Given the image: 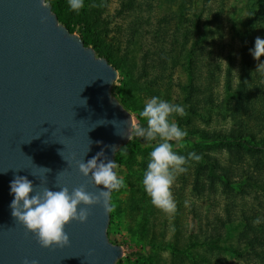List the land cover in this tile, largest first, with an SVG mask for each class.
Instances as JSON below:
<instances>
[{
  "label": "rangeland",
  "instance_id": "374dc122",
  "mask_svg": "<svg viewBox=\"0 0 264 264\" xmlns=\"http://www.w3.org/2000/svg\"><path fill=\"white\" fill-rule=\"evenodd\" d=\"M122 1L125 0H108L103 15L110 21L107 40L118 39L120 55L125 53L129 36L127 23L135 19L116 15ZM144 1L147 2L138 0ZM220 3V0L215 1L214 9ZM223 5L225 12L220 31L208 37L202 53L194 57L201 69L198 72L201 78L196 83L204 87L202 95L193 93L189 98L190 94L188 96L184 89L191 78H197L196 66L189 73L186 66L172 62L171 70L160 76L159 70L151 65L146 67V74L142 70L143 51L139 46L134 51V71L118 70L113 94L131 113L134 129L147 125L139 113L153 96L181 105L185 114H173L171 119L187 132V136L171 143L179 155L187 157L188 153L195 152L202 157L199 162L189 161L185 165L186 172L175 174L171 187L175 210L166 212L151 203L142 184L149 154L159 140L131 144L122 152L126 154L118 156L116 172L126 186L113 191L114 210L110 213L107 233L112 243L125 250L119 264H264V121L259 122L254 115L248 118L244 109L250 108L249 101L235 94L241 73L240 42L236 32L245 28L249 6L247 0H224ZM168 7L173 6L155 4L151 11L140 13L143 21L136 27L139 39L150 49L147 64L157 65L156 49L161 40L155 33L165 26L158 20L176 10V7L171 10ZM172 23L175 27L177 21ZM74 33L78 34V29ZM192 40L191 37L190 46ZM191 49L194 51L195 47ZM261 58L262 61L256 60L258 64L264 63V57ZM257 75L264 85V71ZM230 77L233 98L226 92L225 79ZM250 97L255 99L253 107L261 109L260 117H264V91L261 95L251 92ZM211 99L221 112L210 109ZM195 100L202 102L200 105L205 104L204 110H198L197 115L191 113L195 108L190 102ZM195 131L204 132L209 140L193 134ZM240 135L243 140L252 137L251 145L228 146L223 139L214 140L216 136ZM258 218L260 223H254Z\"/></svg>",
  "mask_w": 264,
  "mask_h": 264
},
{
  "label": "water",
  "instance_id": "95a60500",
  "mask_svg": "<svg viewBox=\"0 0 264 264\" xmlns=\"http://www.w3.org/2000/svg\"><path fill=\"white\" fill-rule=\"evenodd\" d=\"M118 76L50 3L0 0V264H118L124 257L108 237L110 213L102 206L89 208L87 223L66 226L68 246L50 248L10 209L17 176L33 183L34 194L103 190L79 164L101 151L115 160L132 140L134 119L113 94Z\"/></svg>",
  "mask_w": 264,
  "mask_h": 264
},
{
  "label": "trees",
  "instance_id": "16d2710c",
  "mask_svg": "<svg viewBox=\"0 0 264 264\" xmlns=\"http://www.w3.org/2000/svg\"><path fill=\"white\" fill-rule=\"evenodd\" d=\"M215 1L217 0H147V2L144 1V3H140L138 0L122 1L119 4V8L116 10V15L125 18L126 16L132 18L135 17L132 22L127 23L130 28L129 36L125 43V53L123 55H120V46H117L119 44L118 39L110 41L113 43H110L107 40L110 31V21L106 20L103 15L107 10L108 0H84V6L79 11H74L70 8L69 0H48V3L51 4L52 10L57 15L60 23L64 24L71 33H74L75 29H78V35L81 37L84 45L92 47L98 57L106 59L107 62L117 71H134L133 63L136 62L134 59V51L137 46L143 51L140 60L143 62L142 70H144L146 74V67L148 68L151 65L154 70H159L161 73L160 76H163L167 70H171L170 64L172 62L177 66L180 64L186 66L189 73H191L196 66L197 72L195 74L197 78H191L189 85L184 87L186 92H188V96L190 94L189 98H191L193 93L202 95L204 91V87L201 86L200 83H196V80L201 78V75H198V72H200L201 69L196 65L194 57L196 54L200 55L199 53H202L208 37L220 31L221 17L225 12V7L223 5L224 0H220L221 3L219 7L214 9ZM162 3L171 4L173 7L168 8L171 10L176 7V10L174 13L158 20L165 25L155 33L156 37L161 40V44L156 49L158 61L157 65H154L152 62L147 64L146 58L150 54V49H146L144 42L139 39L140 33L136 25L143 21V17L140 14L143 10L151 11L153 7H155V4L162 5ZM247 3L249 9L245 19V28L242 31L236 32V37L240 42L241 73L238 76L239 82L235 94H237L240 99L249 101L248 105L250 108L248 109L246 107V109H244L246 116L252 119L254 115V117L258 118L259 122H261L264 121V117H260L261 109H255V107H253V101L255 99L254 97H250V93L256 91L261 95L264 91V85L261 76H256L257 73L259 74V71H257L256 68H253V66L258 65V63L250 55V49L254 48L257 37L264 38V0H247ZM131 13L134 14V16H129ZM185 15H187V17H185ZM173 20L175 22L177 21L175 27H172ZM213 26H215V28H213ZM191 37L193 40L191 41L190 46L189 43ZM192 47H195L194 51L191 49ZM154 53L155 51L153 52V55ZM260 60L262 61V58H260ZM169 61L171 62L169 63ZM130 83H132V80H130ZM225 83L227 85L226 92L230 94L232 88L231 77L229 79L226 78ZM229 96L233 98L234 93ZM213 102L214 100L211 99L210 109L221 112L222 110L214 106ZM201 103L202 102L198 103L196 100L191 101L190 105L195 108L191 110V113L197 115L199 113L198 110L203 111L205 104L200 105ZM193 134L199 135L202 139L207 138L205 136L206 134L202 131H195ZM218 138L225 140L224 144L228 146L230 144L248 146L251 145L250 143L252 141V137L250 138L251 140H243L244 137L241 135L238 137L228 136L222 138L216 136L214 140H218ZM142 142L146 141L142 138L136 137L133 132L132 140L126 147H124V149H121L116 154L115 160L122 152L128 150L131 144H141Z\"/></svg>",
  "mask_w": 264,
  "mask_h": 264
},
{
  "label": "clouds",
  "instance_id": "9594fccd",
  "mask_svg": "<svg viewBox=\"0 0 264 264\" xmlns=\"http://www.w3.org/2000/svg\"><path fill=\"white\" fill-rule=\"evenodd\" d=\"M41 4L47 7L48 0H41ZM69 6L72 10L79 11L84 6V0H69ZM250 55L257 61L264 57V38H256ZM257 71H264V63L258 64ZM173 114L184 115V107L153 96L139 113L140 118L147 121V125L134 129V135L146 142L159 140L149 154L142 184L151 203L166 212L175 210L171 191L175 174L186 172L185 165L189 161L199 162L202 159L195 152L188 153L187 157L175 152L171 142L182 141L187 132L173 122ZM118 167L116 160H106L104 151L97 153L87 163L79 164V171L84 177L90 176L96 187L103 186V190L97 187V195L88 193L84 187L71 192L67 187L59 191L45 188L42 194H34L33 183L26 177L17 176L10 182L12 216L38 238L42 247L68 246L70 237L65 229L71 222L87 223L89 208L94 206H102L106 213L114 210L111 203L113 191L126 186L124 179L115 171ZM254 223L259 224V218Z\"/></svg>",
  "mask_w": 264,
  "mask_h": 264
}]
</instances>
